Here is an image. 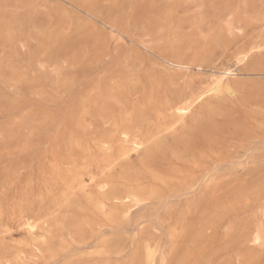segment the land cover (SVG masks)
Segmentation results:
<instances>
[{"label":"rangeland","instance_id":"rangeland-1","mask_svg":"<svg viewBox=\"0 0 264 264\" xmlns=\"http://www.w3.org/2000/svg\"><path fill=\"white\" fill-rule=\"evenodd\" d=\"M226 72L235 94H207L179 124L203 155L214 142L213 182L98 206L120 182L105 109L164 128L176 118L147 92L178 100ZM147 260L264 264V0H0V264Z\"/></svg>","mask_w":264,"mask_h":264},{"label":"bare ground","instance_id":"bare-ground-1","mask_svg":"<svg viewBox=\"0 0 264 264\" xmlns=\"http://www.w3.org/2000/svg\"><path fill=\"white\" fill-rule=\"evenodd\" d=\"M249 54L250 51L243 53L236 59V62L245 61ZM162 60L174 67L189 69V65L181 60L170 58H162ZM230 75V72L223 73L214 78L208 90L198 93H183L178 100L168 99L166 95L155 97L147 92L146 102L150 104L152 111L154 107L158 106L160 111H156V113L166 112V116L176 118L175 121L166 124L164 128L150 127L143 112L141 113L136 106L132 107V110L137 114V117L134 118L121 115V113L117 114L115 106L110 104L105 109V113L114 119L113 133L108 136L106 150L110 152L106 153L103 163L108 171L115 170V178L120 182L115 187H109L108 181L102 183L101 187L107 193L98 200V206L103 208L107 204H115L114 202L118 201L140 203L146 199L147 195L151 196L155 192L153 187H175L173 196L177 197L180 194H189L195 188L205 187L213 182L217 165L215 164L214 142L210 141L208 153L203 155L186 140L185 135L179 133V124L207 94L221 95L225 93L232 97L235 94V89L227 82ZM115 88L125 92L123 88L118 86ZM140 92H144V88L141 86ZM104 97V100H111L115 105L119 104L111 94H106ZM116 138L122 143L117 149L114 145ZM127 145L130 146L131 152L136 155L141 154L137 165L130 162V157L124 149ZM167 164L179 168L170 172ZM127 184L143 188L120 190V187ZM144 264H149V260Z\"/></svg>","mask_w":264,"mask_h":264}]
</instances>
